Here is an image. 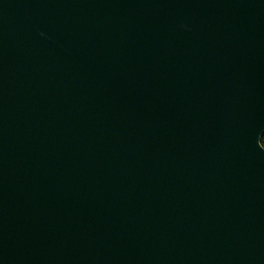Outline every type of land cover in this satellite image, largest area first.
Masks as SVG:
<instances>
[{
	"label": "water",
	"instance_id": "95a60500",
	"mask_svg": "<svg viewBox=\"0 0 264 264\" xmlns=\"http://www.w3.org/2000/svg\"><path fill=\"white\" fill-rule=\"evenodd\" d=\"M264 0H0V264H264Z\"/></svg>",
	"mask_w": 264,
	"mask_h": 264
},
{
	"label": "trees",
	"instance_id": "16d2710c",
	"mask_svg": "<svg viewBox=\"0 0 264 264\" xmlns=\"http://www.w3.org/2000/svg\"><path fill=\"white\" fill-rule=\"evenodd\" d=\"M260 143L263 145L264 147V131L262 132L261 134V137H260Z\"/></svg>",
	"mask_w": 264,
	"mask_h": 264
}]
</instances>
